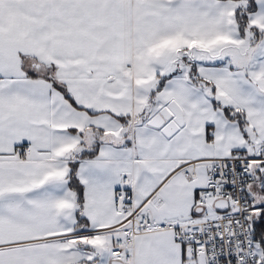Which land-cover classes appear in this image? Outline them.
<instances>
[{"label":"snow or ice","instance_id":"obj_1","mask_svg":"<svg viewBox=\"0 0 264 264\" xmlns=\"http://www.w3.org/2000/svg\"><path fill=\"white\" fill-rule=\"evenodd\" d=\"M0 264H264V0H0Z\"/></svg>","mask_w":264,"mask_h":264}]
</instances>
